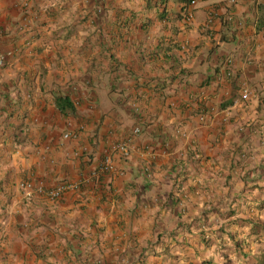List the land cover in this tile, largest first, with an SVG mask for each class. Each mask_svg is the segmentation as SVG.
<instances>
[{
	"label": "crops",
	"instance_id": "obj_1",
	"mask_svg": "<svg viewBox=\"0 0 264 264\" xmlns=\"http://www.w3.org/2000/svg\"><path fill=\"white\" fill-rule=\"evenodd\" d=\"M253 222L264 0H0V264H243Z\"/></svg>",
	"mask_w": 264,
	"mask_h": 264
},
{
	"label": "built area",
	"instance_id": "obj_2",
	"mask_svg": "<svg viewBox=\"0 0 264 264\" xmlns=\"http://www.w3.org/2000/svg\"><path fill=\"white\" fill-rule=\"evenodd\" d=\"M211 19L208 20V22H210ZM23 25H26L25 23H23ZM23 28V26H22ZM21 28V29H22ZM2 60V58H1ZM243 96L246 97L248 96V92L246 90L243 91ZM202 120H204V117H201ZM141 132V128L139 126H136L132 129L131 132V138L136 137L137 135H139V133ZM69 137L68 134L65 135V138ZM73 138H76L77 135L73 134L72 136ZM129 140V139H128ZM126 142V140H125ZM122 142L119 145V150H121L122 152H126V143ZM114 169V165L112 163L111 160V155L110 152H105L104 158L102 160V163L99 167L98 170L93 171L90 173V176H84L81 177L79 180L76 181V183H58L54 186H51L50 188L45 189L44 188V184L43 182H39L38 186L41 189H45L44 191L47 193V195L49 196V198H51L52 200H60L63 196V192L66 189H79L82 186H86L88 184H90L93 180L95 181H99L101 180V177L105 176L106 174H108L109 172L113 171Z\"/></svg>",
	"mask_w": 264,
	"mask_h": 264
},
{
	"label": "trees",
	"instance_id": "obj_3",
	"mask_svg": "<svg viewBox=\"0 0 264 264\" xmlns=\"http://www.w3.org/2000/svg\"><path fill=\"white\" fill-rule=\"evenodd\" d=\"M158 1L164 4L166 0H158ZM185 2L186 4H188L189 0H185ZM184 13L187 18L190 17V12L188 10H184ZM55 105L62 115L70 116L74 114V106L66 97L57 96L55 98ZM249 235L254 236V239L258 240L257 243H260L262 246L259 251L257 250L259 252V255L257 254L251 255V253L247 251L252 257H250L247 252H242L241 251L242 247H240L239 250H240V253L243 255V259H244L243 264H264V224L253 222L252 225L250 226ZM237 247H239V245H237ZM248 257H250L249 260H248ZM222 264H229V262L227 260L226 262Z\"/></svg>",
	"mask_w": 264,
	"mask_h": 264
},
{
	"label": "rangeland",
	"instance_id": "obj_4",
	"mask_svg": "<svg viewBox=\"0 0 264 264\" xmlns=\"http://www.w3.org/2000/svg\"><path fill=\"white\" fill-rule=\"evenodd\" d=\"M261 246H262V245H261ZM261 246L256 248V252H255V254L259 255V252H258V251L261 249ZM254 250H255V249H254ZM254 250H253V251H254ZM257 250H258V251H257Z\"/></svg>",
	"mask_w": 264,
	"mask_h": 264
}]
</instances>
